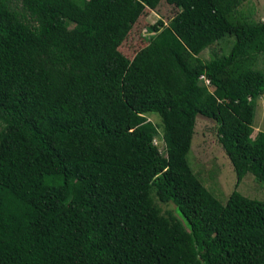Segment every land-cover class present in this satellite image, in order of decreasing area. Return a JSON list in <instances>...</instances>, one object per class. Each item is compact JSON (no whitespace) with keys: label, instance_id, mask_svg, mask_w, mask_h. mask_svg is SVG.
<instances>
[{"label":"trees","instance_id":"obj_1","mask_svg":"<svg viewBox=\"0 0 264 264\" xmlns=\"http://www.w3.org/2000/svg\"><path fill=\"white\" fill-rule=\"evenodd\" d=\"M245 1L0 0V176L13 186H0V264H264V201L234 190L221 205L187 159L198 115L235 188L246 174L264 184V132L251 137L264 19L237 17ZM163 5L167 22L126 58L133 25ZM227 35L226 54L198 57Z\"/></svg>","mask_w":264,"mask_h":264},{"label":"rangeland","instance_id":"obj_2","mask_svg":"<svg viewBox=\"0 0 264 264\" xmlns=\"http://www.w3.org/2000/svg\"><path fill=\"white\" fill-rule=\"evenodd\" d=\"M236 15L241 18L245 17L253 22L262 21L264 19V0H246L238 8ZM170 16V10H167L164 5L157 7L156 10L145 11L133 25L129 35L121 43L118 50L126 58L131 59L148 41L151 35L147 31L148 27L156 21L165 23ZM232 42L233 37L227 35L200 52L198 57L206 62L213 57L224 55L228 52ZM255 69L264 73L263 57H259ZM254 102L251 137L256 132H264V96L257 98ZM145 118L155 126L159 125V117L156 114L145 115ZM157 131L158 133L154 137L153 143L159 153L163 154L164 149L160 138V129L157 128ZM187 159L191 172L221 205L225 204L229 194L234 190L248 199L264 201V184L254 180L251 174H246L235 188L234 172L217 142L214 123L198 115L195 118ZM0 186H4L6 192L13 188L11 182L1 176ZM147 195L148 202L158 206L162 212L172 210L170 205L160 204L153 195L152 190ZM178 217L181 219L179 215ZM115 218L119 219L120 217L119 215L114 216V221L116 220ZM181 222L186 227L182 219Z\"/></svg>","mask_w":264,"mask_h":264},{"label":"built area","instance_id":"obj_3","mask_svg":"<svg viewBox=\"0 0 264 264\" xmlns=\"http://www.w3.org/2000/svg\"><path fill=\"white\" fill-rule=\"evenodd\" d=\"M200 79L202 80V82L205 86H208V84H209L208 80L204 79L203 77H200Z\"/></svg>","mask_w":264,"mask_h":264}]
</instances>
